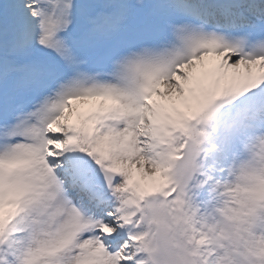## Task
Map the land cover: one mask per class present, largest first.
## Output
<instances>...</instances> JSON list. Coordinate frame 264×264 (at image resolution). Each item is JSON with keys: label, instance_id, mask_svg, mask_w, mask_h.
Masks as SVG:
<instances>
[{"label": "snow or ice", "instance_id": "1", "mask_svg": "<svg viewBox=\"0 0 264 264\" xmlns=\"http://www.w3.org/2000/svg\"><path fill=\"white\" fill-rule=\"evenodd\" d=\"M0 264H264V0H0Z\"/></svg>", "mask_w": 264, "mask_h": 264}]
</instances>
